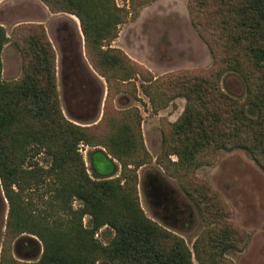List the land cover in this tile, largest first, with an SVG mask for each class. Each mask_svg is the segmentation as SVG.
I'll list each match as a JSON object with an SVG mask.
<instances>
[{"label": "trees", "instance_id": "trees-1", "mask_svg": "<svg viewBox=\"0 0 264 264\" xmlns=\"http://www.w3.org/2000/svg\"><path fill=\"white\" fill-rule=\"evenodd\" d=\"M40 1L52 13H68L79 19L86 56L108 84L107 106L115 93L127 88L136 93L134 80L151 73L112 44L119 36V26L128 21L132 11L152 0H125L130 1L129 8L117 6L116 0ZM208 1L189 0L188 10L215 60V50L207 37L213 23L207 22L205 11L207 23L196 21V8L205 10ZM216 2L218 42L224 51L220 71L203 72L208 76L177 72L157 79L142 78L146 84L139 87L152 103L157 97L166 99L167 91L172 93L171 98L187 100L164 142L167 158L174 154L179 159L178 163H169L183 182L220 149L247 150L264 168V0ZM10 40L20 51L22 73L18 80L4 81L2 55ZM242 50L245 54L239 60ZM244 61H248L249 69ZM228 69L247 76L249 95L259 108L258 118L247 117L244 107L221 90V78ZM106 116L102 123L107 121ZM127 117V121L107 129L111 137L109 154L122 163L123 177L93 179L78 146L81 142L93 144L97 132L105 126L82 127L66 118L58 87L57 54L46 28L37 23L20 24L9 37L0 25V181L9 204L6 236L11 243L29 234L37 245L42 244L37 261L23 262L13 258L6 243L0 264H97L102 259L113 264H194L185 240L149 219L141 208L137 174L129 165L135 163L143 144ZM137 122L140 125V116ZM41 149L51 159L50 168H26L32 151ZM47 178L54 179L48 187L51 199L44 201L45 208L40 210L32 193L47 183ZM184 188L198 206L201 200L209 201L201 189L194 190L198 193L194 195L187 186ZM75 200L80 203L79 209L73 208ZM85 216L91 218V228L84 226ZM106 226L116 233L108 245L95 237ZM234 238L231 231L206 230L194 246L196 257L200 262L216 264L223 259L226 248L236 247Z\"/></svg>", "mask_w": 264, "mask_h": 264}, {"label": "rangeland", "instance_id": "rangeland-1", "mask_svg": "<svg viewBox=\"0 0 264 264\" xmlns=\"http://www.w3.org/2000/svg\"><path fill=\"white\" fill-rule=\"evenodd\" d=\"M33 1L35 0H5L0 7H15L18 14L15 15L12 11L4 13L1 16L0 24L6 28L8 36L11 37L20 23L40 21L48 28L50 37L56 45L57 24L62 21L74 20L69 18V15L63 14L47 17L43 14V10L30 6V3L37 5L38 2ZM194 1L196 2V0ZM188 2L189 0H152L150 4L132 11L128 21L119 26L120 33L116 39L117 42H113L112 46L122 50L128 57L143 65L151 73L144 74L143 77L134 80L137 88L136 93L131 92L129 88L122 93H115L108 106V90L105 92V96H100L98 99L95 93L92 94L86 105L81 102L83 100L74 99L72 102L67 100L73 118H71V113L70 116L65 112L63 106H65L66 99L64 98L61 100L62 109L66 118H70L68 120L82 127H91L102 123L107 112L108 126L107 121L102 123L105 129L97 132V141L91 145L81 142L78 146L88 173L93 179L123 177L122 163L109 154L108 142L111 137L108 135L107 129L121 121H127L126 117L130 114L127 119L135 125L137 135L140 134L143 144L138 148L135 163L129 165V169L137 174L136 191L141 208L149 219L185 240L193 254L194 264H212L207 260L200 262L194 249L197 240L206 230L211 229L223 233L231 231L235 234L236 247L226 248L223 252V259L219 258L216 264H264V168L262 165L249 151L242 148L220 149L216 156L207 160L204 158L206 164L190 173L185 182L181 181L169 163V161L178 163L179 159L174 154L167 158L164 142L170 134L171 125L176 123L183 114L187 100L177 96L171 98L172 93L166 90L167 94L169 93L168 97H165L166 99L157 97L155 103H152L139 88L140 84L145 82L143 79L162 78L177 72H193L208 76V73L203 72L208 70L218 72L223 67L220 63H222L224 51L218 42L219 33L217 32L220 22L217 20L218 3L216 0H209L205 10L202 11L199 6L196 8L198 10L196 21L204 23L211 21L213 23L211 24L212 28L207 32V37L216 53L214 60L209 45L200 37L192 24ZM116 4L122 8L130 7V1L116 0ZM18 5H22L24 8H19ZM203 12L207 22L204 21ZM63 35L65 36L64 33ZM244 54L245 51L242 50L238 59L241 60ZM2 58L3 80H18L22 73V58L15 42L10 40V43L5 46ZM247 62L244 61V66L249 69L246 65ZM239 71L231 69L224 71L220 82L221 90L244 107L247 117L258 118L259 108L253 104L249 95V87L245 78L247 76L244 77V74ZM104 82L108 88L106 79ZM139 116L141 118L140 125L137 122ZM113 121L117 122L112 123ZM108 159L113 164H109ZM95 162L101 168L102 165L105 168L99 170L97 168L98 171H96L94 169ZM137 163L140 166L137 167ZM50 165L51 159L43 149L32 151L25 164L26 168H42L44 170L49 169ZM99 171L104 174H99ZM53 181V178H47V183L32 193L33 200L38 203L40 210L45 208L44 201L51 199L48 187L53 185ZM124 183L126 180H123ZM184 186L193 191L194 195L198 194L195 193L197 189H201L209 201L205 202L199 198L201 200L199 206L211 210L213 216H216L212 217L210 212L201 210L196 200L186 192ZM1 187L0 181V190L2 191ZM151 189L168 192L170 197H175L180 203L187 204L194 215L193 223L188 227H172L165 224L155 214L146 195L151 192ZM80 207V203L75 200L73 208L79 209ZM8 216L9 204L2 191V196L0 194V261L4 246L8 244H10L8 245L9 252L17 261H37L42 254V244L37 245L38 243H35L37 240H32L34 238L32 235L23 234L8 243L6 236ZM83 223L86 228L92 226L89 216L84 217ZM115 236V231L108 226L101 228L95 235L96 239L104 245H108ZM97 264L113 263L102 259Z\"/></svg>", "mask_w": 264, "mask_h": 264}, {"label": "crops", "instance_id": "crops-1", "mask_svg": "<svg viewBox=\"0 0 264 264\" xmlns=\"http://www.w3.org/2000/svg\"><path fill=\"white\" fill-rule=\"evenodd\" d=\"M4 2L5 0H0V5L3 4ZM33 2H38V3H36L37 5H34V4L31 5L30 3V6H35L39 8L40 10H43L42 11L43 14L47 15V17L52 16V15L61 16L63 14V15H69L70 16L69 18H72L74 20V21H68V23L71 24L72 31L74 32L75 37L77 39L76 41L72 42V46H69V47L65 46L66 52H67L65 53V56H64V51L61 45L57 42V40H56V45H55L54 43L55 41H53V39H51L50 37L48 28L45 27V25L42 22L33 21V22L20 23V24L37 23V24L44 25V27L46 28L47 34L57 54V77H58V87L60 91V97H61V100L63 98L66 99L65 106L63 107L65 108V112H67L68 115H70L71 112L69 111V104H68L69 102H67V100H71V102L74 99L83 100L81 102H83V104L86 105L87 102L89 103L88 100L90 99L92 94L95 93V96L98 99L100 98V96L102 97L105 96V92H107L108 88L107 86H105V82H104L105 79L95 71V69L93 68V66L91 65V63L89 62L86 56L85 38L82 32L81 23L79 19L76 16L68 14V13H58V14L52 13L50 9L40 0H35ZM18 6L19 8L20 7L24 8V6L22 5H18ZM31 8L34 9L33 7ZM11 11L14 12L15 15L18 14L15 7H12V6H7V7L5 6V8L0 7V21H2L1 16H3L4 13L11 12ZM115 42H117V40L114 41V43ZM76 52L77 53L79 52L80 54L83 55L82 60H79L78 54H75ZM71 118H73V115ZM108 163L113 164V163H110L109 159H108ZM112 166L114 167V165ZM2 191L0 190L1 196H2Z\"/></svg>", "mask_w": 264, "mask_h": 264}, {"label": "flooded vegetation", "instance_id": "flooded-vegetation-1", "mask_svg": "<svg viewBox=\"0 0 264 264\" xmlns=\"http://www.w3.org/2000/svg\"><path fill=\"white\" fill-rule=\"evenodd\" d=\"M103 167L102 165V168ZM97 168L98 170L102 169L95 162L94 169L98 171ZM99 174H104V172L99 171ZM146 195L153 206L155 214L165 224L172 227H188L193 223L194 215L190 207L187 204L180 203L175 197H170L168 192H160L159 190L153 191L151 189V192H148Z\"/></svg>", "mask_w": 264, "mask_h": 264}, {"label": "water", "instance_id": "water-1", "mask_svg": "<svg viewBox=\"0 0 264 264\" xmlns=\"http://www.w3.org/2000/svg\"><path fill=\"white\" fill-rule=\"evenodd\" d=\"M55 33H56V40L63 48L64 56H65L66 53L65 46L67 47L72 46V42L76 41L77 39L75 37L74 32L72 31L71 24L63 21L61 23H58ZM63 33L65 34V36L63 35ZM64 41H66V43H64ZM75 54H78L79 60H82V56H83L82 54H80L79 52L78 53L76 52Z\"/></svg>", "mask_w": 264, "mask_h": 264}]
</instances>
